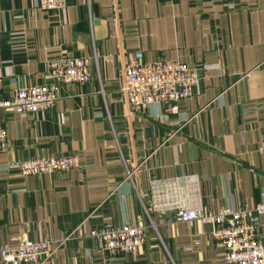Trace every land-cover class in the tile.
<instances>
[{
  "label": "crops",
  "instance_id": "1",
  "mask_svg": "<svg viewBox=\"0 0 264 264\" xmlns=\"http://www.w3.org/2000/svg\"><path fill=\"white\" fill-rule=\"evenodd\" d=\"M137 51L198 69L194 94L172 111L131 107L121 88ZM63 57L88 58L87 84L62 85L34 114L0 108V247L48 240L54 251L40 264H222L211 226L151 209L150 181L197 174L212 211L264 200V0H67L55 10L0 0L1 98L49 82L47 62ZM67 154L77 168L7 169ZM105 219L153 226L133 252L110 256L83 236ZM257 233L264 244V216Z\"/></svg>",
  "mask_w": 264,
  "mask_h": 264
},
{
  "label": "built area",
  "instance_id": "2",
  "mask_svg": "<svg viewBox=\"0 0 264 264\" xmlns=\"http://www.w3.org/2000/svg\"><path fill=\"white\" fill-rule=\"evenodd\" d=\"M67 0H38L43 10L62 9ZM49 82L25 86L15 90L11 97H0V108L11 109L18 114H34L45 110L59 99L64 84L83 86L90 80L89 60L85 57H63L47 62ZM201 75L198 69H189L185 63L170 60L146 62L140 51L125 66L121 91L128 104L144 112L151 104H170L190 98ZM7 132L0 124V151L6 148ZM264 150V140L260 142ZM76 154L36 157L13 160L8 170L20 175H39L50 172L68 171L77 168ZM128 175L129 170H127ZM200 177L186 174L171 178H153L150 181L151 209L162 214L170 213L167 220L199 221L211 226L210 234L224 248L222 264H264V244L257 233V224L264 216V200L252 207L223 206L216 211L208 210L199 200ZM145 212L149 217L148 210ZM151 223V224H150ZM117 224L105 219L83 236L95 240L100 252L110 256L133 252L146 239L147 230L153 226ZM71 236V232L67 234ZM54 249L48 240H32L22 236L13 245L0 247V260L4 264H40L47 260Z\"/></svg>",
  "mask_w": 264,
  "mask_h": 264
},
{
  "label": "rangeland",
  "instance_id": "3",
  "mask_svg": "<svg viewBox=\"0 0 264 264\" xmlns=\"http://www.w3.org/2000/svg\"><path fill=\"white\" fill-rule=\"evenodd\" d=\"M151 224V223H150Z\"/></svg>",
  "mask_w": 264,
  "mask_h": 264
}]
</instances>
